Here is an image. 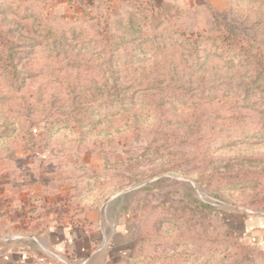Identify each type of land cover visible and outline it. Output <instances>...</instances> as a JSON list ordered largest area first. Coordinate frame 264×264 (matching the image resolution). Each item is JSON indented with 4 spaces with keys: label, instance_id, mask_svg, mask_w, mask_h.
Listing matches in <instances>:
<instances>
[{
    "label": "rangeland",
    "instance_id": "374dc122",
    "mask_svg": "<svg viewBox=\"0 0 264 264\" xmlns=\"http://www.w3.org/2000/svg\"><path fill=\"white\" fill-rule=\"evenodd\" d=\"M152 2L99 24L0 0V182L67 192L18 237L61 220L117 264H264V0Z\"/></svg>",
    "mask_w": 264,
    "mask_h": 264
},
{
    "label": "crops",
    "instance_id": "0c3cea01",
    "mask_svg": "<svg viewBox=\"0 0 264 264\" xmlns=\"http://www.w3.org/2000/svg\"><path fill=\"white\" fill-rule=\"evenodd\" d=\"M102 0H31L42 9L54 7L52 14H60L64 20L74 21L78 16H83L86 9L96 6ZM115 0H110V6ZM113 9V6H111ZM64 9V13L58 10ZM70 16V17H69ZM55 192L49 187L46 191L35 189L30 191L29 187L16 186L9 183L0 182V264H55L54 257L47 252H58L75 264H117L109 256V250L100 246L96 248L97 240L92 234L95 227L75 226L74 228L66 221L46 222L31 237H18L21 234L22 225L16 223L14 216L22 210L27 211L26 202L31 197L38 203V198L46 201H61L67 194L63 188ZM50 191V192H49ZM49 192V193H48ZM40 199V200H41ZM114 199V198H113ZM110 200V202L113 201ZM20 205V208H17ZM37 205V204H36ZM15 207V208H14ZM21 209V210H20ZM52 215L48 217L50 219ZM25 217L21 216V219ZM63 218V216L61 217ZM59 218V219H61ZM64 219V218H63ZM48 220V218H47ZM14 222L13 224L11 222ZM101 229V228H100ZM88 244V245H87ZM81 258V260H80ZM64 261V260H62ZM65 262V261H64ZM68 264L67 262H65Z\"/></svg>",
    "mask_w": 264,
    "mask_h": 264
},
{
    "label": "trees",
    "instance_id": "16d2710c",
    "mask_svg": "<svg viewBox=\"0 0 264 264\" xmlns=\"http://www.w3.org/2000/svg\"><path fill=\"white\" fill-rule=\"evenodd\" d=\"M124 1L131 2L133 0H124ZM146 3H148L147 5L155 10L156 7H155L154 3L152 2V0H146ZM207 7H210V6H207ZM28 8L33 9L34 13L41 12L40 11L41 8L35 3L28 4ZM113 14H114V12H113L112 7L110 6V0H102L96 6H93L90 9H86L84 12V15L89 16L90 18L92 17V19L96 20L97 23H99V24H101L103 22L102 19H103L104 15H109L111 17V16H113ZM63 22L74 23L76 21L65 20ZM243 51H245V49L240 48V52H243ZM72 225H70V226L73 228L75 226H77V225H74L73 222H72Z\"/></svg>",
    "mask_w": 264,
    "mask_h": 264
}]
</instances>
